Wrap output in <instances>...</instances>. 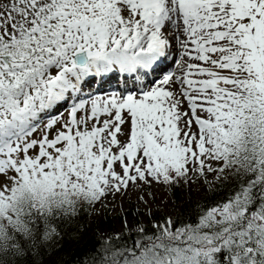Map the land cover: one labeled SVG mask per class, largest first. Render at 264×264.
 <instances>
[{"label":"snow or ice","instance_id":"snow-or-ice-1","mask_svg":"<svg viewBox=\"0 0 264 264\" xmlns=\"http://www.w3.org/2000/svg\"><path fill=\"white\" fill-rule=\"evenodd\" d=\"M97 208L77 264H264V0H0V264Z\"/></svg>","mask_w":264,"mask_h":264},{"label":"trees","instance_id":"trees-1","mask_svg":"<svg viewBox=\"0 0 264 264\" xmlns=\"http://www.w3.org/2000/svg\"><path fill=\"white\" fill-rule=\"evenodd\" d=\"M203 194L193 195V198ZM182 195L183 192L179 191L172 197V199L180 204V208L177 209L178 211H182L187 207L184 203L187 196ZM93 210L89 209L87 213L66 226L64 238L56 246L53 254L46 257V259L53 261L54 264H77V261L82 259L84 254L101 238L96 227L92 224Z\"/></svg>","mask_w":264,"mask_h":264},{"label":"rangeland","instance_id":"rangeland-1","mask_svg":"<svg viewBox=\"0 0 264 264\" xmlns=\"http://www.w3.org/2000/svg\"><path fill=\"white\" fill-rule=\"evenodd\" d=\"M182 196H186V193L184 191ZM203 193V191L197 193L193 192V195H198ZM163 194L157 193V203H160V198ZM125 208H128V205H125ZM99 211V215L96 213ZM129 219H132L131 216H129ZM92 224L94 227H96V230L100 236H102L106 232H110L118 227V220L114 217V214L112 213L110 208L100 210L99 208L93 210V221Z\"/></svg>","mask_w":264,"mask_h":264}]
</instances>
